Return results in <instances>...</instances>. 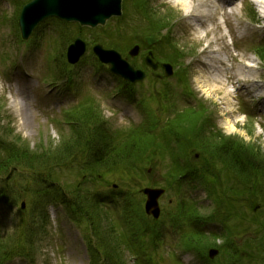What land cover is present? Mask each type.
<instances>
[{
	"label": "rangeland",
	"instance_id": "1",
	"mask_svg": "<svg viewBox=\"0 0 264 264\" xmlns=\"http://www.w3.org/2000/svg\"><path fill=\"white\" fill-rule=\"evenodd\" d=\"M153 4L159 10L170 12L171 14L168 16L175 20V11L179 10L180 5L166 3V0H153ZM235 6L236 16L240 18L242 27L250 29V26H253L259 30L260 25H252L253 22L244 18L243 7L245 5L240 0L236 1ZM15 21L14 6L10 5L7 0H0V135L7 141H13L24 152L33 154L26 161H33L34 158L41 159L42 157L52 161L56 159V156L64 157V154L68 153L71 144L75 141V135L72 131L78 129V127L74 120L79 121L77 116L81 112L85 113V116L82 117V121H85L90 118L89 114L93 116L101 107L102 115L99 118L103 116L107 120L110 129L113 127L126 129L132 124L142 121L145 113L142 111L141 106L139 108L136 103L128 102L121 97L120 93L117 92L116 83L114 84L112 77L106 72L105 68L98 71L97 65L89 61L93 59L90 55L88 56L89 52H86L80 63L73 66L74 71L70 73L72 75L70 81L66 79L53 80L54 73L55 77H59L57 73L60 66L67 68L65 65H60L63 59L53 55L56 52L60 55L61 48L55 28L49 29L52 25L44 23L43 27L36 32L31 40L33 48L29 47L28 49L19 41ZM231 23L236 26L235 20ZM72 27H68V35L72 34ZM220 27L221 32L225 34L224 42L227 50L233 56L242 58L241 64L248 65L253 69L259 76V80L249 78L247 82H243L252 85L251 90H242V88L237 87L238 90L236 85L234 87L228 85L226 89L230 91L231 106L230 109H227L220 103L221 93H210L207 90L208 86L202 81L203 77L194 72L196 68H192V66H198V58L204 60L206 57L207 53H200V50L204 47V42H202L200 45L194 46L193 55L188 57L189 59L191 57V63H185L187 68L184 67L188 76L187 84L197 97L204 100L203 106L208 110H215L217 127L221 132L225 135L239 137L243 148L250 150L259 159H262L264 158V103L259 104L263 101L259 97L264 94V67L248 49V42L264 38V31H250L246 37L241 38L245 48L242 49L238 46L237 49L229 43L226 25L222 22ZM188 36L189 31L184 24L178 21L176 24L174 23L173 37L180 46L184 45L187 50L192 48L187 39ZM17 41L20 42L19 48ZM33 42L36 44L34 45ZM243 43L240 42L239 45L241 46ZM66 46L67 44L64 46V52ZM1 47H5L6 53H2ZM24 47L28 54L25 53ZM17 53L20 54V58L16 61L18 62L16 70L5 74L8 71L9 64L15 61ZM244 54H246V57L242 56ZM136 61L138 62L140 59ZM235 62L228 61L227 65L232 66L233 77L239 78L238 72L240 70H238L239 66ZM155 71L161 72L159 68ZM174 73L175 68H173ZM147 79L143 85L137 84V90H144L145 86L147 87ZM10 80L15 82L19 80L26 81L29 84L28 89H26L29 105L28 103L25 106L19 102L12 103V96L15 93L12 91L14 89L8 87V81ZM86 93L94 96L101 106L98 108L88 107L76 112L67 119L68 123H66L67 120L63 117L64 111L68 110L78 101L81 95ZM135 95L138 97L139 94L136 93ZM150 104L154 105L153 101L146 99L143 103V110H149ZM191 104H194V101ZM248 111H250L251 116L243 114V112ZM197 150L204 153L202 148H197ZM217 162L218 160L214 157L213 164L215 165ZM198 194L200 199L203 200L200 203L201 205H205L206 201L209 202L206 197H203L202 193ZM187 195L190 194L187 193ZM170 197L173 200V193L170 194ZM17 210L16 206L13 210L0 206V242H6L5 240L9 237L12 219L17 217ZM215 210H210L209 205L200 209L203 213L208 212V214ZM55 221L56 227L48 230L42 241L41 259L46 260V264H86L82 242L76 226L66 220L61 210L56 215ZM174 241L176 242V240L170 239L167 241L165 239L161 245L162 259L158 260L159 264L165 262L171 264V258L167 253L171 250L180 251ZM55 243L58 244L57 248ZM183 258L184 260H190V257L185 254Z\"/></svg>",
	"mask_w": 264,
	"mask_h": 264
},
{
	"label": "trees",
	"instance_id": "2",
	"mask_svg": "<svg viewBox=\"0 0 264 264\" xmlns=\"http://www.w3.org/2000/svg\"><path fill=\"white\" fill-rule=\"evenodd\" d=\"M20 6V5H19ZM97 137V135L95 136ZM139 139H142L141 137H138ZM226 144V143H224ZM223 144V145H224ZM3 145V140L0 138V146ZM128 153H134L135 149L134 146L128 145L127 146ZM230 149V148H229ZM228 149V150H229ZM227 150V151H228ZM146 153V152H145ZM31 155V153L24 152L21 147H18L14 144L6 145L5 148H0V177L6 176V178L1 179L0 178V185L3 187L0 189V201L7 204L12 205L9 203L10 197H7L4 193H9L11 191H14L15 193H19L16 190V186L19 185V180H17L19 174L17 173V167L20 166V163H27ZM111 156V157H110ZM246 152L242 151L240 153V150L232 151V153L229 155V158L233 159L235 164L239 165L241 167L240 177L244 178L247 181L248 177H244L245 173V167L248 163L251 162L249 158H246ZM110 158H107L108 161H116L115 157L112 155H109ZM22 159H24L22 161ZM35 159V158H34ZM39 159V158H38ZM184 176H194L196 173L194 171H191L189 173L186 169H183L180 173ZM38 182H33L30 184V187L35 191L37 194V203L40 204L42 201V194L45 193V190L42 188V192L40 193V190L37 189ZM0 186V187H1ZM245 188V186L241 187ZM232 188H228L227 191H231ZM246 189V188H245ZM87 193V192H86ZM75 203L68 202V201H62L65 204V207L70 211L71 217L78 221L79 217L86 218L88 223L92 225L93 229L95 231L100 230L103 226L109 227L111 219L110 215L107 214L105 217H99L98 215V201L94 199L93 196L86 194L85 197L80 195V192H75ZM120 197H122V203L120 204L121 209L124 211L123 213L127 216H130L131 211L136 213L138 211L139 204L137 201L134 200V195L130 194L129 192H125L123 194H120ZM50 200L48 199L46 203H48ZM234 204L230 203L226 207V212L228 215L232 217H236L239 212L237 210V205H240L236 201L233 202ZM114 207V206H113ZM36 208H33V216H30L28 220L22 221L19 226L15 229L14 233L9 235V238L6 242H0V264H3L6 259H8L11 256H22V257H28L31 253V250L33 248L36 235L38 233V230L36 227L38 226L37 221L35 220V215L38 211L35 210ZM107 211V210H106ZM108 212V211H107ZM118 212V211H116ZM113 213V210L111 211V214ZM237 217L234 218L232 221H236ZM26 221V222H25ZM233 223V222H232ZM131 227V225L129 226ZM137 230H141V227L138 225L135 227ZM110 230V229H109ZM247 231V230H246ZM227 232V231H226ZM225 232V233H226ZM248 233V231L246 232ZM193 245L201 244L202 238L201 237H194ZM205 239V237L203 236ZM109 242L103 243V250L101 252L103 257V263H97V264H107L109 262H112L115 258H121V254L117 252L114 249H110ZM249 245L250 253L252 255V259H255L254 264H257L258 261H260L262 258H264V243H255L251 242ZM144 256L145 254L142 253ZM243 261H246V259H243V256L240 251H237V253L232 252V260L230 264H240L244 263ZM122 263V261H120ZM123 264V263H122ZM252 264V263H251Z\"/></svg>",
	"mask_w": 264,
	"mask_h": 264
},
{
	"label": "bare ground",
	"instance_id": "3",
	"mask_svg": "<svg viewBox=\"0 0 264 264\" xmlns=\"http://www.w3.org/2000/svg\"><path fill=\"white\" fill-rule=\"evenodd\" d=\"M233 0H174V2L180 5L179 18L182 22L187 23L191 36H196L200 39H205L207 44L200 50V53H209L206 55L207 60L197 59L198 66L194 72L198 73L203 77L202 81L207 85V90L210 93H221V104L227 109H230V92L226 90L228 85L235 86L240 80L247 82V80L254 75V71L244 72L238 79L233 77L231 70L226 67L223 58H218L215 54L220 53L222 50L221 42L224 39V35L220 32L217 25V15L222 14L226 22H229L230 15H234L233 9L227 11L226 2H232ZM251 4H256L260 13H258V18L262 22L261 29L264 30V0H249ZM232 34H235L234 28L230 29ZM218 45L216 48L212 46ZM226 57L230 55L225 54ZM234 60H238L235 56ZM238 62V61H237ZM240 63V62H238ZM217 64L218 66H215ZM241 69L249 70V68L240 64ZM243 89H250L251 86L244 83ZM87 126H94L91 120L79 121L77 123L79 134H83ZM93 137V136H92ZM163 216V215H162Z\"/></svg>",
	"mask_w": 264,
	"mask_h": 264
},
{
	"label": "water",
	"instance_id": "4",
	"mask_svg": "<svg viewBox=\"0 0 264 264\" xmlns=\"http://www.w3.org/2000/svg\"><path fill=\"white\" fill-rule=\"evenodd\" d=\"M117 6L118 0H112L111 2L104 0H33L23 7L20 26L23 34H27L37 20L49 15H59L66 20H78L81 23L87 22L90 25H95L102 22L111 13H119ZM84 48L85 45L79 38H76L68 49L69 60L75 61ZM93 51L101 61L109 63L111 70L114 72L142 78L143 72L134 69L114 50H106L100 45H95ZM145 192L148 196V211L155 213V200L160 190L145 189Z\"/></svg>",
	"mask_w": 264,
	"mask_h": 264
}]
</instances>
